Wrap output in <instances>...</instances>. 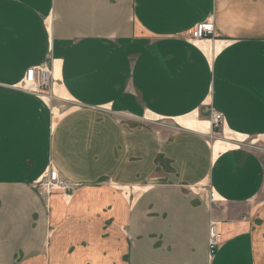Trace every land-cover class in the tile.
I'll return each mask as SVG.
<instances>
[{
	"label": "crops",
	"instance_id": "0c3cea01",
	"mask_svg": "<svg viewBox=\"0 0 264 264\" xmlns=\"http://www.w3.org/2000/svg\"><path fill=\"white\" fill-rule=\"evenodd\" d=\"M43 63L51 105L13 88ZM212 110L264 135V0H0V264H264L262 161Z\"/></svg>",
	"mask_w": 264,
	"mask_h": 264
},
{
	"label": "built area",
	"instance_id": "2783aa9c",
	"mask_svg": "<svg viewBox=\"0 0 264 264\" xmlns=\"http://www.w3.org/2000/svg\"><path fill=\"white\" fill-rule=\"evenodd\" d=\"M214 34V23L212 21H204L198 23L193 29L190 30L189 35L192 39H205L209 38ZM52 72L51 69L43 64L35 65L29 67L22 78V80L13 85L14 89L26 91L28 93L42 94L45 91L51 93L52 86ZM50 96V94H48ZM51 97V96H50ZM211 113V126L219 127L223 126V116L219 112L210 111ZM34 187L40 193H51L52 191H61L62 193L69 194L74 189V185L64 179L60 173L55 168H50L48 171L37 179L34 183ZM210 198L215 199V193L210 192ZM219 231L212 226L210 241H209V251L212 254L217 247L219 242Z\"/></svg>",
	"mask_w": 264,
	"mask_h": 264
},
{
	"label": "rangeland",
	"instance_id": "374dc122",
	"mask_svg": "<svg viewBox=\"0 0 264 264\" xmlns=\"http://www.w3.org/2000/svg\"><path fill=\"white\" fill-rule=\"evenodd\" d=\"M52 92H53V90L51 91V93L48 92V91H45V92L42 93V94H44V96L38 95V94H34V95L40 97L42 99V101L46 105H49V104L51 105V104H53V103H55L57 101L56 99H59V97L56 96V94L52 93ZM31 94H33V93H31ZM48 94H50L51 97L48 96ZM191 118L192 119L195 118V119H199V120H208L209 119V112L206 111V109L204 108V109L200 110L198 113L192 114ZM188 119H179V120L182 123V121H185V120L186 121H190ZM163 120L164 121H173L171 119H163ZM152 121H162V119L161 120L152 119ZM195 121L191 120L188 123H186V122L184 123L183 122L182 124H184V125H186L188 127L197 129L199 131H204V132L208 131L207 130L208 128L204 127V125H207L206 121H203L200 124H199L198 120H197V122H195ZM208 127H209V125H208ZM236 136L237 135L231 134L228 131L224 130L223 126H219V127H216V128L213 127L212 129H209V133L207 134L206 138L211 143V146L214 145V143L216 141L221 142L220 145H219L220 147L219 148L217 147L216 151H214V148L212 146L213 152H214V156H216L218 154V152L221 151V150H225V149H228L230 147L234 148V147L237 146V148H239V149H246L248 151H252V152L258 154L260 159H261V161H262L263 168H264V135H257V134L248 135V136H244V138L243 137H239L238 138ZM224 142H227V143H224ZM45 173H46V170L43 172V174L40 177H43V175ZM263 173H264V170H263ZM209 190H210V188H209ZM126 191H127L126 189H123V190H120L119 193H120V195L124 196V194H127ZM210 192H214V191L210 190ZM53 193L54 194H61V195H63L62 197L65 198V199L71 198L70 196L72 195V194H64L61 191H52L49 194H53ZM40 194L44 195V196L48 195V193H40ZM260 197L264 198V181H263V185H262V188H261V191H260Z\"/></svg>",
	"mask_w": 264,
	"mask_h": 264
},
{
	"label": "bare ground",
	"instance_id": "6f19581e",
	"mask_svg": "<svg viewBox=\"0 0 264 264\" xmlns=\"http://www.w3.org/2000/svg\"><path fill=\"white\" fill-rule=\"evenodd\" d=\"M209 126H210V121H209ZM220 143L221 142H219V141H216L215 143H214V145H212L213 146V148H214V151H216V149H217V147L219 148L220 146ZM224 143H227V142H224Z\"/></svg>",
	"mask_w": 264,
	"mask_h": 264
}]
</instances>
